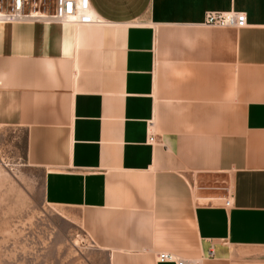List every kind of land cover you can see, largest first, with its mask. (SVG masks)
I'll list each match as a JSON object with an SVG mask.
<instances>
[{"label":"crops","instance_id":"crops-1","mask_svg":"<svg viewBox=\"0 0 264 264\" xmlns=\"http://www.w3.org/2000/svg\"><path fill=\"white\" fill-rule=\"evenodd\" d=\"M88 3L98 23L0 21V125L45 203L107 264H264V0ZM230 10L245 27L203 23Z\"/></svg>","mask_w":264,"mask_h":264},{"label":"rangeland","instance_id":"rangeland-1","mask_svg":"<svg viewBox=\"0 0 264 264\" xmlns=\"http://www.w3.org/2000/svg\"><path fill=\"white\" fill-rule=\"evenodd\" d=\"M53 11L54 0L24 7L35 18ZM12 12L11 0H0V13ZM19 21L28 20L7 22ZM26 146L25 129L0 125V264H107L106 254L76 224L45 203L43 169L27 161Z\"/></svg>","mask_w":264,"mask_h":264},{"label":"built area","instance_id":"built-area-1","mask_svg":"<svg viewBox=\"0 0 264 264\" xmlns=\"http://www.w3.org/2000/svg\"><path fill=\"white\" fill-rule=\"evenodd\" d=\"M36 0H11L13 12L5 16L6 21H17L15 13L19 11L20 16L17 18L32 17L30 12L24 13L25 5H33ZM35 11V9L31 10ZM89 8L86 0H54V11L50 14H44L43 17L53 20H65L76 24L91 23L93 13ZM92 15V16H91ZM203 23L205 25L218 27H235L243 28L246 26V16L244 12L234 10L230 11H208L204 15ZM154 140V136H149V142ZM231 197H226L224 206H231ZM208 257L212 256V252H208ZM159 262H173L174 264H198L196 260L177 257L170 252H159L157 254Z\"/></svg>","mask_w":264,"mask_h":264},{"label":"bare ground","instance_id":"bare-ground-1","mask_svg":"<svg viewBox=\"0 0 264 264\" xmlns=\"http://www.w3.org/2000/svg\"><path fill=\"white\" fill-rule=\"evenodd\" d=\"M86 2H87V4H88V6H89V3H88V0H86ZM20 14L21 13H19V11H17V13H15V18L16 19H19V18H17L18 16H20ZM8 14H1L0 13V21H2V20H5V16H7ZM44 16V15H43ZM43 16H36V18H35V14H32V17H28V18H24V19H37V18H39V19H43V18H45V17H43ZM92 16V15H91ZM42 17V18H41ZM50 19V18H49ZM47 22H49V20L47 21ZM59 22H63V23H67V24H73V25H80V24H76V23H72V22H69V21H65V20H58V22L57 23H59ZM99 21L93 16L92 17V20H91V24L92 23H98ZM55 23V22H54ZM87 24H90V23H87ZM233 28H235V27H233ZM238 29V28H237Z\"/></svg>","mask_w":264,"mask_h":264}]
</instances>
